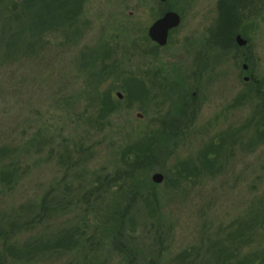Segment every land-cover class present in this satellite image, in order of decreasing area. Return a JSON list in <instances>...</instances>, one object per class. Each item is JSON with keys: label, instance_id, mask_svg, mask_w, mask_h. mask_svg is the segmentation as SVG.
Listing matches in <instances>:
<instances>
[{"label": "rangeland", "instance_id": "rangeland-1", "mask_svg": "<svg viewBox=\"0 0 264 264\" xmlns=\"http://www.w3.org/2000/svg\"><path fill=\"white\" fill-rule=\"evenodd\" d=\"M26 1L0 0V228L13 235L9 242L17 247L36 242L50 244L57 232L81 215V210L83 214L86 205L78 203L76 213L58 217L47 213L41 223L25 225L41 215L39 202L46 194L48 200L85 195L96 182L98 189L104 177L115 179L109 185L111 194L101 199L97 196V216L112 206L113 198L122 202L133 197L132 190L127 192L125 186L114 185L122 184L127 169L122 162L124 150L138 142L143 132L158 129V121L172 122L176 118L172 123L177 135L157 139L158 148L141 163L144 170L140 179L147 187L153 186L157 202L149 207L136 200L138 203L127 213L129 221L118 228V241L127 246L134 243L145 251L155 246L157 237L165 264H172L175 256L187 264L198 249L206 248L210 254L207 257L215 258L221 251L213 245L235 242L244 244L241 255L264 257V235L259 227H245L246 220L259 218L262 206L258 201L264 192V139L254 130L256 126L261 129L262 123L256 94L264 93V0H195L194 8L188 11L179 0H151L160 8L173 7L182 14L166 46L155 53L146 37L152 18L145 0H84L74 23L79 34L73 40L60 30L41 37L32 35L35 32L29 31L25 8L34 6L32 0L24 5ZM233 9L234 15L240 12V29L244 32L241 38L245 40L242 47L233 40L236 48L222 40L225 24H220L221 34L213 31L219 29V10ZM11 11L20 14L19 21ZM235 28L229 26V32L238 31ZM211 31L217 44L207 36ZM28 45L35 53L32 50L26 56L23 50ZM96 47L107 50L108 57L98 59L92 72L99 70L101 61L104 66L113 63L119 70L112 69L108 74L97 71V84L79 65L80 53ZM150 54L158 58L148 60ZM175 69L177 81L183 82L190 95L194 93L179 112L172 101L158 106L159 96L177 95L166 87L162 93V84L174 85ZM156 70H162L166 79L165 83L154 82L155 88H150V96L158 97H151L153 102L145 107L140 103L128 106L123 82L129 74L147 85L148 79H143L142 73L156 74ZM192 71L196 72L195 78ZM243 76L246 80L249 77L247 84ZM252 82L259 86L257 93L250 92ZM242 93L245 97L235 101ZM105 96L112 100L116 111L95 122L97 102ZM220 138L225 140V147L215 161L201 168L197 156ZM152 153L154 157L150 158ZM207 158L212 159V155ZM184 165L190 172L177 177L175 171L180 172ZM155 173L163 177L160 184L150 180ZM149 188L138 193L144 195ZM90 217H86L89 224ZM99 219L101 222V216L97 217V226ZM10 223L13 225L8 227ZM5 253L0 240V258L4 256L0 264L81 262L74 252L60 257L31 254L17 262ZM119 257L111 252L109 263H118ZM25 259L31 260L27 263L22 261Z\"/></svg>", "mask_w": 264, "mask_h": 264}, {"label": "trees", "instance_id": "trees-1", "mask_svg": "<svg viewBox=\"0 0 264 264\" xmlns=\"http://www.w3.org/2000/svg\"><path fill=\"white\" fill-rule=\"evenodd\" d=\"M29 1L30 0L26 1L24 5L30 4ZM221 1L222 0H219V2ZM32 2V6H34V8H25L27 9L26 17L29 16L30 18L29 31L34 29L35 32L32 35L36 37H41L45 36V34H52L54 30H60L62 31L63 35H70V40H73L74 37L79 34L78 29L74 27V23L80 16L79 8H81V5L83 4L84 0H32ZM8 4L14 5L15 3L9 2ZM4 6L5 3L3 7ZM15 12L16 11L12 12L14 14L12 16L15 20L19 21L20 14H17ZM230 12H227L225 10H219L217 19L219 29L216 28V30L213 31L217 34H221L220 24H225V27H227V32L230 31L229 26H233L234 28L237 27L235 28V30L238 31L232 30L231 32H229L228 38L222 37V40L227 45H229L231 48H236L232 38L234 34L232 33H238L240 36L244 35L243 30L240 29L242 18H240L241 16H239V18L236 16L233 20H229L226 18V20H228V22H226L225 15L229 14ZM31 23L33 24V26ZM214 32L210 33L209 40L211 42L215 41V44H217V37L214 35ZM230 34H232V36ZM219 43L221 46L222 42ZM133 47L134 45L133 43H131V48ZM102 48L103 47H96V49L93 50H86L83 53H80L79 57V65L81 67L82 72L84 74H89L91 78L94 79L93 82L95 84H97L98 81L96 80L97 71L103 73H107L108 71L110 72L112 69H114V71H119L116 70L115 64L112 63L111 65L104 66L103 64H101V61L97 67L99 68V70L92 72V69L94 68V65L97 64L98 59L100 60V58L105 59L108 57V51ZM32 50L33 48H30V45H28L23 50V54H25L26 56L30 55L32 54ZM33 53H35L34 50ZM129 75L130 76L128 77V79L123 82V88L125 89L127 99L129 101L128 106H130L132 103H140L144 105V107L150 105L153 102L150 100L151 97L152 100L158 97L150 96V88L155 86L154 82L159 83L161 81V83H165L166 80L163 75L162 77H159L160 79L153 75L150 80H148L147 85L149 86H147L145 85L144 81L142 82L139 78L132 76L131 74ZM144 76L145 73L143 72V79L145 78ZM173 81L174 85H171L170 83H167L168 85L162 84V93L165 92L164 90L166 87L169 90H172L173 92L177 93V95H173L174 97H166L165 95H161L162 97L159 96L160 100L158 101V106L162 105L165 102L172 101V103H175L177 105L179 112V108L189 103L192 100V97L189 94V91H187V89L182 84L181 80L177 81V78H175V80ZM263 83L264 82L261 81V87H263ZM253 84L254 83L252 82V85ZM258 88L259 86H254L250 90V92L257 93ZM180 91H183V94L181 96L179 94ZM243 96V93L239 94L235 101L239 102L241 97H245ZM246 96L249 95L247 94ZM256 99L259 101L260 108L257 109V112L261 117L262 123L260 124L261 129H258V127L256 126L254 130L257 132L258 136H262V138L264 139V93H257ZM97 106L98 110L95 122H97V120H104L106 117L116 111L115 105L109 98V96H105L103 99L99 100V102H97ZM173 121L176 122V118H174ZM172 122L168 119L158 121V129L153 128L148 132H143L138 142L134 143L133 146L128 147L126 150H124L125 152L122 156V162L125 164L124 166L127 169L123 173L124 178H122V184L114 185L118 187L120 186L121 188L125 186L127 192H129V190H132L135 195L133 197L131 196L128 199L125 198L124 201L122 200V202H118V200L113 198V202L111 203L112 206H107L106 211L101 213L100 216L102 218V221L100 222V219L98 220V226L97 217L100 218V216L99 214L97 216V196L99 199H101L102 197L104 198V196L111 194L109 192V185L116 182L115 179L109 180L108 178L110 177L108 176L103 178V181L101 185H99L98 189L96 182L94 188L85 195L80 194L77 196L75 195L74 197L73 195H68L61 197V199L52 198L50 200H48V194L44 195V197L39 202L38 208L41 209V215L34 216L33 219H30L31 222L26 221L25 225L29 226L30 224H34V222L41 223L42 220L45 219L47 213H50L51 215H53V217H58L64 216V214L67 215L72 211L75 212L74 208L77 207L78 203H84L86 207L83 209V214L81 210V215H79L78 218H74L73 221H69L68 227H65L63 228V230L57 232L55 237L52 239L53 241H50V244L36 242L34 244H25L23 247H17L16 243L9 242V239L12 238L13 235H8L4 228H0L2 252L5 251L6 253H8L12 258L15 259L14 262H17V260H19L23 256H30L31 254L52 253V256L54 255L55 257H60L64 254L69 255L74 252V255H78L81 258V262L79 264H110L108 256L111 254V252H114L118 255V257L120 256L119 259H121L116 264H165L162 254V244L157 237L154 238L153 242L155 246H150L149 249L145 251L140 247H136L134 243L131 246H127L125 242H119L118 238L121 236L119 229L123 228L124 221H129L127 213L132 208H134L133 205L138 203H135L136 200H139L141 204L145 203V205L149 207L153 203L155 204L157 202L155 193L151 191V188L153 186L148 184L147 187V185H145L140 179V175H142L143 172L142 170H144V168H142V164L148 161V153L151 150H155V147H157L156 143L161 138H168L172 135H177V127ZM213 143L214 142H211V145L205 146L203 151H201L197 156L201 168H204L206 165L215 161L218 152L221 150V148L225 147L224 139L220 138L219 142L216 143L214 146H212ZM161 150L162 148H160L158 151ZM162 153L164 154V151ZM128 154L131 155V158L128 159L127 157V159H125V156ZM209 155H212V159L210 160L207 158V156ZM153 157L154 154L152 153L150 155V158ZM190 170L191 169H189L188 167L186 168V165H184L182 167V170L180 172L178 170L175 171V174L177 177H179V175L185 173L187 174L188 172H190ZM194 170L196 172L200 169H193V171ZM1 177H3L2 174ZM146 188H149V191H146L144 195L138 193L140 189ZM258 204L259 206H262L260 209H258L259 218L257 220L255 218L246 220L245 227L246 229H250L249 227H251V225L257 224L261 234L264 235V192L262 194V199L258 201ZM88 214L91 215V224H89L86 220V217L89 216ZM12 225L13 223H10L8 227H11ZM250 233L251 232H249V234ZM228 244L229 245L224 246H222L221 244L213 245V248L217 247L221 251L220 255L215 258L213 257L214 259L207 257V255L210 256V254H208L209 248H206L203 251L201 249H198L195 252L196 255H194V257L187 264H264V257L259 258L255 253H246L244 255H241L240 248L244 246V244H242L241 242H235L233 245H230V243ZM262 248L264 249V245L262 246ZM201 253H203L202 256ZM30 260L31 259H25L22 261H27L28 263L30 262ZM0 261L4 262V256L0 258ZM182 261L183 258H181L180 256H175L174 261L171 263L182 264Z\"/></svg>", "mask_w": 264, "mask_h": 264}, {"label": "flooded vegetation", "instance_id": "flooded-vegetation-1", "mask_svg": "<svg viewBox=\"0 0 264 264\" xmlns=\"http://www.w3.org/2000/svg\"><path fill=\"white\" fill-rule=\"evenodd\" d=\"M159 3H164L166 0H157ZM182 6H183V3H185L186 5H184L183 6V8L185 9V11H188V9H191V8H194V5H195V0H186V1H178ZM143 3L144 4H147V11L151 8V11H150V13H151V18L152 19H150V23H149V25H148V27H147V29H146V37H147V39H148V41L152 44V51L155 53L158 49H160V48H164L165 46H166V44H167V39H168V37H169V34L174 30V29H176V27L175 28H173V29H170V30H168V32H167V37H166V42H165V44L163 45V46H159V45H157L156 43H154V42H152L149 38H148V36H147V31H148V29H149V27L156 21V20H158L159 18H161L165 13H167V12H173V13H175L177 16H178V18H179V23H181V15H180V13H178V12H176L174 9H172L173 7H168L167 9L168 10H165V8H160V7H158V5H155L151 0H145V1H143ZM195 12V11H194ZM234 13L236 14V11H235V9H233V12H232V14H227V15H225V21L226 22H228V20H226V18L227 19H229V20H233V19H235V17L237 16H241L240 15V12H239V15H234ZM239 18V17H238ZM179 25V24H178ZM226 29H227V27L225 28V31H224V34H225V38H228L229 37V32H227L226 31ZM212 32V31H211ZM210 32V33H211ZM210 33H208L207 32V36L209 37V35H210ZM206 35V34H205ZM236 35H239L238 33H234V35H233V40H234V38H235V36ZM240 36V35H239ZM241 37V36H240ZM235 42V41H234ZM147 57V59L148 60H153V59H157L158 57L156 56L155 57V55L154 54H150V55H147L146 56ZM149 65H152V64H150V62H147ZM196 65V62H195V64L193 63V67H196L195 66ZM147 70H149V69H147ZM173 71H175V77L177 78L178 76H177V72H178V69H175V70H173ZM196 71V70H195ZM243 71V73L244 72H246V70H242ZM156 72V74H153V73H151V72H148V71H144V73H145V76L144 77H146V79H150L153 75H155L157 78H159V77H162V75H163V71L162 70H156L155 71ZM160 72H162V73H160ZM191 75H192V77L193 78H195V75H196V72L194 73V71H192L191 72ZM165 76V75H164ZM244 78H247L246 76H243L242 77V81L244 82V84H247L248 83V81H249V77H248V80H244ZM160 79V78H159ZM182 82V81H181ZM182 84H183V82H182ZM180 89V88H179ZM179 94H180V96L183 94V91H180L179 92ZM191 96H194V93L192 92L191 93ZM263 104H264V101H263Z\"/></svg>", "mask_w": 264, "mask_h": 264}, {"label": "water", "instance_id": "water-1", "mask_svg": "<svg viewBox=\"0 0 264 264\" xmlns=\"http://www.w3.org/2000/svg\"><path fill=\"white\" fill-rule=\"evenodd\" d=\"M15 1H20V0H15ZM178 24H179L178 16L173 12H167L149 27L147 31V36L152 42L156 43L159 46H163L166 42L168 30L177 27ZM234 41L236 45L239 47L245 45V40H243L239 35L235 36ZM242 68L245 70L246 66L243 65ZM246 79L247 78H244V80ZM116 96L120 98L119 93H116ZM137 117H140V115H137ZM162 179H163L162 175L157 173L151 175L150 177V180L154 184H160L162 182Z\"/></svg>", "mask_w": 264, "mask_h": 264}]
</instances>
